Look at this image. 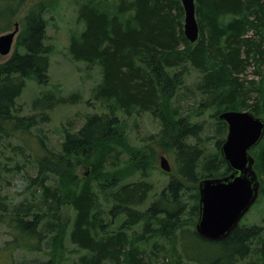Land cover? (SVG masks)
Returning <instances> with one entry per match:
<instances>
[{
  "label": "trees",
  "instance_id": "obj_1",
  "mask_svg": "<svg viewBox=\"0 0 264 264\" xmlns=\"http://www.w3.org/2000/svg\"><path fill=\"white\" fill-rule=\"evenodd\" d=\"M26 1L0 0V33L16 23ZM58 6L59 0L32 3L11 54L0 62V138L29 133L48 118L44 111L20 114L16 99L29 77L39 83L48 78L52 46L46 43L45 13ZM78 6L82 27L70 37L68 51L73 60L97 67L91 98L103 110L86 114L77 129L65 128L59 150L40 144L34 163L38 177L32 178L39 201L2 208L0 220L14 234L4 250L42 252L47 240L48 257L25 264H64L67 235L73 250L83 251L73 264H165L169 252H176L174 264L182 259L185 264H264L263 224L240 222L220 240L200 237L194 226L198 181L230 173L219 151L227 124L218 114L249 110L264 120V0H195L199 35L194 42L183 34L180 0H82ZM248 68L254 75L247 76ZM191 70L200 75L188 85ZM183 90L185 96L200 94L198 106L214 111L212 154L188 140L201 139L203 125L174 106ZM54 99L46 93L37 103L49 107ZM145 113L159 119L160 146L177 162L176 174L158 192L147 178L150 164L142 148L125 161L121 156L127 150L123 119ZM250 153L261 179L264 136ZM79 165L88 169L81 177L75 172ZM259 193L264 197V187ZM66 205L73 215L61 223L60 208ZM188 219L193 225H186Z\"/></svg>",
  "mask_w": 264,
  "mask_h": 264
},
{
  "label": "rangeland",
  "instance_id": "obj_2",
  "mask_svg": "<svg viewBox=\"0 0 264 264\" xmlns=\"http://www.w3.org/2000/svg\"><path fill=\"white\" fill-rule=\"evenodd\" d=\"M36 1L38 0H27L22 5L14 17L17 25L20 24L27 8ZM81 2L82 0H59V6L56 9L45 13L47 23L46 43L52 46L49 56L48 78L45 82L39 83L33 77H29L16 101L17 105L20 106V114L44 111L48 113V118L37 127L32 128L29 133L14 132L0 138V217H4L1 215L4 211L2 208L5 206L10 208L18 203L39 201L37 199L39 190L32 184V178L37 176L34 163L36 164L35 159L42 152L40 144L42 143L43 146L53 150H59V144L62 141L65 128L77 129L83 123L86 114L103 110L100 103L91 98L93 87L99 81L97 67H88L84 62L73 60L68 51L70 37L77 34L82 27V24L77 22V10ZM13 27L14 25L12 24L9 29L3 32L11 30ZM19 29L20 25L18 32ZM248 34L251 35V32ZM11 52L8 55L0 54V62L5 60ZM246 74L249 77L254 75L250 68H248ZM199 75L197 71L191 70L186 76V84L192 85L199 78ZM46 93L53 94L56 99L53 100L49 107V102L41 101L37 103L42 98V95ZM71 93L77 94L74 100L67 103L57 101L59 96H67ZM177 97L173 104L179 109V112L187 116L190 122L194 124L198 122L203 125L199 133L201 139L188 138V140L199 142L200 147L202 146L208 154L216 152L215 137L210 136L213 135L214 125V116H212L214 111L212 108L209 107L208 110H203L198 106L201 95L195 92L193 95L185 96L183 90L180 96L177 95ZM188 110H190L189 113L187 112ZM200 110L201 112L199 113ZM118 114L121 113L118 112ZM122 124L124 128L122 129L126 134L125 144L127 146V150L124 148L125 152L121 155L124 158L123 161H125L128 153L137 151L138 147L142 148L141 155L146 157L150 164L147 178L154 184V191L158 192L165 186L170 174L174 175L177 171L175 154L171 151H166L160 146L158 137L161 131V123L159 119L148 113L136 114L124 118ZM161 154L167 159L171 167L170 171L160 168L159 156ZM87 171L88 169L82 165H79L75 170L80 177ZM259 181V188L264 187V176L261 179L259 178ZM259 196L239 222L264 225V197L262 195ZM60 210L62 214L60 222L66 223L68 218L70 219L73 215L71 206H62ZM190 222L191 220L188 219L186 225H193ZM13 235V230L6 224V221L0 220V264L18 262L25 264L33 258L45 260L48 257L47 240L44 242V250L42 252H30L21 248L11 249V251L4 250V242L10 241ZM48 240L50 241V237ZM157 241L162 242L163 239H158ZM151 242L150 240L145 243L147 246L146 250H149ZM186 242L191 245L189 238L186 239ZM63 245L66 249L64 264H73L83 251L76 253L73 250L75 246L70 242L67 235L64 236ZM176 251L181 253L180 244L176 246ZM168 256V260L165 258V264H174V260L177 259L176 252H169ZM180 262L185 264L183 259Z\"/></svg>",
  "mask_w": 264,
  "mask_h": 264
},
{
  "label": "water",
  "instance_id": "obj_3",
  "mask_svg": "<svg viewBox=\"0 0 264 264\" xmlns=\"http://www.w3.org/2000/svg\"><path fill=\"white\" fill-rule=\"evenodd\" d=\"M183 9V34L189 42L199 35L195 0H180ZM17 23L13 29L0 33V54L12 51ZM227 124L226 135L219 147L230 173L220 177H205L198 181L197 234L208 240L224 238L255 203L260 181L253 168L254 157L250 150L264 136V120L249 110H224L217 116ZM159 166L170 171L171 167L160 155Z\"/></svg>",
  "mask_w": 264,
  "mask_h": 264
},
{
  "label": "bare ground",
  "instance_id": "obj_4",
  "mask_svg": "<svg viewBox=\"0 0 264 264\" xmlns=\"http://www.w3.org/2000/svg\"><path fill=\"white\" fill-rule=\"evenodd\" d=\"M99 235V234H98Z\"/></svg>",
  "mask_w": 264,
  "mask_h": 264
}]
</instances>
